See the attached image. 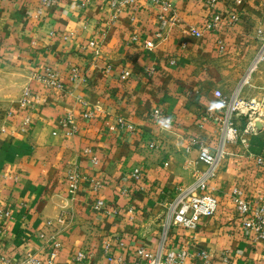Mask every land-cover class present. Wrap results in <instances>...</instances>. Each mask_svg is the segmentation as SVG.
Returning a JSON list of instances; mask_svg holds the SVG:
<instances>
[{
  "label": "crops",
  "instance_id": "0c3cea01",
  "mask_svg": "<svg viewBox=\"0 0 264 264\" xmlns=\"http://www.w3.org/2000/svg\"><path fill=\"white\" fill-rule=\"evenodd\" d=\"M52 1L0 0V71L21 74L34 99L30 112L19 102L0 121V211L8 213L0 214V244L7 256L32 251L49 264L60 243L53 264H148L140 249L178 264H264V240L246 234L232 199L239 188L249 201L264 202V164L257 161L264 127L245 135L249 117H235L247 143H234L209 118L228 110L216 91L264 105V64L250 73L264 0H217L215 10L209 0H139L121 12L105 0ZM215 14L239 22L191 36ZM148 42L157 45L149 49ZM155 111L172 124L155 123ZM28 113L33 123L24 129ZM197 141L223 151L210 183L220 206L191 232L169 225L168 210L179 190L208 170ZM76 173L79 189L71 193ZM61 216L66 221L49 229Z\"/></svg>",
  "mask_w": 264,
  "mask_h": 264
},
{
  "label": "built area",
  "instance_id": "2783aa9c",
  "mask_svg": "<svg viewBox=\"0 0 264 264\" xmlns=\"http://www.w3.org/2000/svg\"><path fill=\"white\" fill-rule=\"evenodd\" d=\"M112 8L116 11L121 12L125 10H131L139 0H105ZM154 4H161L162 0H149ZM53 3L52 0H44V4L50 6ZM164 4V3H163ZM166 8L169 9L168 4ZM208 5L212 10L216 9L217 0H209ZM171 24L176 23V18L174 16L169 20ZM239 22V17L229 16L225 17L220 14H215L211 18L207 19L206 22L199 27H192L190 29V34L195 39H203L207 34L217 31L220 29L223 24L233 27ZM158 40L163 39V35L160 33L157 35ZM137 40V38H135ZM258 42L259 49L254 60L251 72L258 69L260 65L264 64V29L258 30ZM156 42H148L146 46L149 49H154L156 47ZM90 48L93 53L97 56L100 55L101 51L97 43L91 42ZM172 63H175V60H172ZM154 70H147V75H152ZM76 76V75H75ZM249 77V76H248ZM57 77L55 75L50 76V85L53 87L58 86ZM216 97L220 101L221 105L225 108H228L225 116H210L209 118L214 119L216 122L220 123L225 131V136L229 141L237 142L241 141L243 144L247 143L246 138H244L240 129L237 128L235 124V117H239L241 114H246L249 117V122L247 128L244 130V134H256L258 132L257 125L261 124L264 127V105L252 101H243L238 97L228 99L225 97L221 91L215 92ZM32 94L29 90H26L20 105L22 109L26 112H30L32 107ZM92 115L86 114L85 118H91ZM152 120L158 124L171 125L172 120L167 118L160 111H155L151 115ZM68 122L65 125L73 124V119L70 117L67 120ZM33 123L32 117L28 115L24 118V129L31 126ZM68 123V124H67ZM131 131H135L134 128L130 127ZM195 145H199V160L205 164L208 168L206 173L199 175L196 179V182L188 189L179 190V194L174 202L170 203L168 214L170 217L169 225L173 224L175 226H180L185 228L188 231L195 232L198 228L199 223L204 218L214 217L219 209L220 203L218 197L215 196L211 189V181L217 178L218 173L221 168V161L223 158V151L219 154H214L211 150L201 142H195ZM151 148H154L155 145L151 144ZM94 162H97V159H93ZM259 164H264V153L257 158ZM134 177L137 180L142 178V173L140 170L134 171ZM70 191L75 193L79 189V184L81 177L76 173L70 176ZM99 187L100 184L98 183ZM233 202L236 207V212L240 217L243 228L250 238L255 240L262 241L264 240V202L260 204H255L252 201H249L246 198L245 193L236 188L233 191ZM103 206V202H98L95 206L96 210H100ZM1 215H8L0 211ZM66 221V216H61L56 222L49 221L48 228H55V224H63ZM45 232L40 234L41 238H46ZM4 238V232L0 231V240ZM62 249V244L55 243L54 251L50 253V263L53 264L57 258L58 252ZM138 254L147 261L148 264H178L170 260H165L161 254H154L145 249H140ZM205 258L207 263L210 262L209 256L207 253L203 252L201 254ZM85 259L84 255H80L79 261ZM0 264H41L37 253L32 251H25L23 255L18 258H11L6 254V248L4 245L0 244ZM121 264H126L121 262Z\"/></svg>",
  "mask_w": 264,
  "mask_h": 264
},
{
  "label": "rangeland",
  "instance_id": "374dc122",
  "mask_svg": "<svg viewBox=\"0 0 264 264\" xmlns=\"http://www.w3.org/2000/svg\"><path fill=\"white\" fill-rule=\"evenodd\" d=\"M24 78L15 72L0 71V121L25 93Z\"/></svg>",
  "mask_w": 264,
  "mask_h": 264
},
{
  "label": "water",
  "instance_id": "95a60500",
  "mask_svg": "<svg viewBox=\"0 0 264 264\" xmlns=\"http://www.w3.org/2000/svg\"><path fill=\"white\" fill-rule=\"evenodd\" d=\"M257 128H258V129H261V128H262V125H261V124H258V125H257Z\"/></svg>",
  "mask_w": 264,
  "mask_h": 264
}]
</instances>
